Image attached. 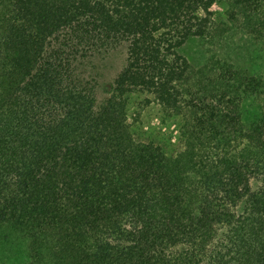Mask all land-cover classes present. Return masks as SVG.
Wrapping results in <instances>:
<instances>
[{
    "label": "trees",
    "instance_id": "1",
    "mask_svg": "<svg viewBox=\"0 0 264 264\" xmlns=\"http://www.w3.org/2000/svg\"><path fill=\"white\" fill-rule=\"evenodd\" d=\"M235 36L264 0H0V264H264V77L180 54ZM122 44L101 102L78 63ZM144 97L183 152L134 139Z\"/></svg>",
    "mask_w": 264,
    "mask_h": 264
},
{
    "label": "rangeland",
    "instance_id": "2",
    "mask_svg": "<svg viewBox=\"0 0 264 264\" xmlns=\"http://www.w3.org/2000/svg\"><path fill=\"white\" fill-rule=\"evenodd\" d=\"M215 18L218 20L219 17ZM210 41L211 46L203 40L195 39L187 43L180 54H183L192 68L198 69L201 65L214 66V70L218 72L221 61L225 60L222 52L225 51L231 55L233 65L240 70H248L247 77H250L251 71L264 77V47L261 46V42L249 36H235L230 39L229 49L221 48L218 52L212 53L218 49L212 48L214 39ZM127 58L128 45L122 44L107 53L95 54L78 63V71L90 81L98 83L99 101L102 102L109 96L111 85L126 66ZM128 120L137 142L154 143L173 156L183 152L187 147L183 139L185 135L182 130V119L168 117L162 113L161 107L152 97L137 98L131 103Z\"/></svg>",
    "mask_w": 264,
    "mask_h": 264
}]
</instances>
